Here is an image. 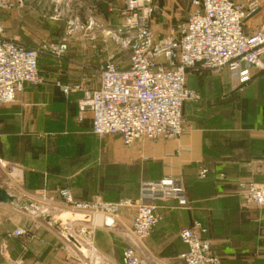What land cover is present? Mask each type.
Here are the masks:
<instances>
[{"label":"crops","instance_id":"1","mask_svg":"<svg viewBox=\"0 0 264 264\" xmlns=\"http://www.w3.org/2000/svg\"><path fill=\"white\" fill-rule=\"evenodd\" d=\"M261 4L264 7V0ZM107 5L108 13H115L116 7ZM18 21L24 30L26 21ZM93 53L87 48L80 55L69 54L62 63L44 66L40 71L43 85H25L16 103L0 107V185L16 197L44 193L48 203L59 208L58 192L64 187L80 201L114 203L138 199L142 182L179 180L189 208L173 202L158 204L162 219L138 247L144 263L185 264L181 256L188 248L179 234L198 221L207 228L212 251L221 256V264H264V208H247L237 192L241 180L264 182V76L252 71V79L242 84L228 68L219 75L191 74L187 87L200 94V100L183 107V135L126 147L119 138L94 136L89 112L78 121L85 92L100 84L99 67L105 54ZM57 83L81 84L83 91L66 96ZM3 165L20 169L19 184L10 182ZM202 168L209 169L204 180L198 177ZM4 206L16 210L15 205ZM134 213L123 210L110 227L104 224L107 218L99 216L91 224L69 228L80 243L79 230L93 231L86 246L95 250L94 254L89 250L95 264H123L122 251L130 244ZM31 221L34 239L25 253L23 239H11L3 246V235L20 226L9 227L0 212V264L77 262L74 256L79 251L72 244L41 218Z\"/></svg>","mask_w":264,"mask_h":264},{"label":"built area","instance_id":"2","mask_svg":"<svg viewBox=\"0 0 264 264\" xmlns=\"http://www.w3.org/2000/svg\"><path fill=\"white\" fill-rule=\"evenodd\" d=\"M190 4L191 12L185 24L159 39L152 28L158 10L154 0H124L119 10L123 25L119 38L129 52L128 67L120 68L109 59L99 69V87L85 92V98L79 103L78 121L82 122L89 112L94 136L117 137L126 147L138 141L177 140L185 131L184 105L199 98L195 90L187 87L190 72L218 75L228 68L242 84L252 79V71L264 76V26L253 34L244 29L247 17L264 9L261 0L246 3L191 0ZM87 27L98 25L90 20ZM3 33L0 27V106H8L17 102L25 85L44 83L39 71L41 54L62 59L67 44H47L45 50L35 51L5 39ZM109 35L108 32L106 36ZM91 40L95 41L96 36H91ZM57 87L66 96L83 91L81 84L57 83ZM3 167L10 182L19 184L20 169ZM208 174L209 169L202 168L198 177L204 180ZM237 192L247 208H264V182L241 180L237 183ZM36 195L45 196L41 192ZM58 196L70 211L92 218L113 219L123 210H134L130 244L122 251L123 264H146L139 256L138 247L162 219L157 214L159 203L173 202L179 208H189L183 183L171 178L142 184L137 201H80L67 187L60 189ZM207 234V228L198 221L180 232V240L188 248L181 256L185 264L221 263L220 256L212 251ZM10 237L24 240L25 253L34 239L26 228H17Z\"/></svg>","mask_w":264,"mask_h":264},{"label":"rangeland","instance_id":"3","mask_svg":"<svg viewBox=\"0 0 264 264\" xmlns=\"http://www.w3.org/2000/svg\"><path fill=\"white\" fill-rule=\"evenodd\" d=\"M239 1L241 2L242 0ZM247 1L248 0H244L243 3H246ZM85 3L86 1L83 0H71L68 2L69 6H67L68 4H66L65 0H0V17H5L8 21V23L5 24L4 20L0 18V27L4 32L3 37L5 39L15 40L23 47L35 51L45 50L44 47L47 44H60L61 42H65L67 44V52L62 59H53L46 54H41L40 58L43 59L40 61L39 71H41V68L44 66L53 65L54 62L57 64L62 63L71 53L80 55L84 53L87 48L90 49L91 54H94L93 52L96 54H99V52L105 54V57L103 56L104 62L101 65H104L109 59H111V62L118 64L120 68H127L129 64V52L123 48L119 38V31L123 32V25L120 16H118L119 10L123 7L122 0H89L86 5ZM108 3H112L113 6L116 7L114 8L115 13H108ZM190 3L191 0H154V5L158 10L154 16L152 28L154 27L153 30L156 33L157 38H165L172 30L175 31L181 25L185 24L191 12ZM21 18L26 21L24 30H20L18 26V20ZM93 19H99L102 21V24L95 22ZM90 20L95 22L98 27L88 29L87 26ZM263 26L264 9H259L256 15L245 22L244 29L247 33L253 34L260 31ZM108 32L110 35L106 36ZM94 35L96 36V40L92 41L91 36ZM85 41H87V45ZM107 54L112 58H108ZM44 59L50 60V62L45 61ZM191 74L206 75L210 73L196 71L190 72L187 79L191 77ZM43 80L45 83L44 78ZM187 84L189 85L188 80ZM199 95L200 94H198V96ZM199 100L200 96L195 102H198ZM183 124L185 126L184 115ZM108 138L117 139V137H107V139ZM144 183L149 182H142V184ZM17 199L21 203L20 208H22V211H20L17 206L15 207L16 210L5 207L4 205L0 206V212L3 215V218L7 220L9 227L17 225L20 226L19 228H26L32 232L30 227L32 224L31 219L37 217L41 218L42 214L50 217H58L61 214L67 213L78 214L67 209L62 204L61 200V207L59 208L49 204L47 196H38L35 194L30 196H20L17 197ZM139 199L140 197L134 201ZM27 201L32 202L33 206L28 207L26 205ZM93 228L95 227L93 226ZM12 232L3 235L2 241H5V243L3 244V242L0 241V245L3 244V246H6L11 239H16L10 237ZM82 239V246L88 251L92 250L94 254L95 250L91 249L92 246H86L90 244L89 242L91 241H86L84 238ZM0 250L2 252L3 248L1 247ZM74 257L77 262H74L73 260L75 259L72 258V264H85L89 262L88 260L85 261L80 252H77V256ZM0 263H2L1 259Z\"/></svg>","mask_w":264,"mask_h":264},{"label":"water","instance_id":"4","mask_svg":"<svg viewBox=\"0 0 264 264\" xmlns=\"http://www.w3.org/2000/svg\"><path fill=\"white\" fill-rule=\"evenodd\" d=\"M259 10L250 14L246 21L251 19L254 15L258 13ZM0 205H15L20 207L21 203L18 201L15 195H12L5 188L0 185ZM28 207H32L33 203L30 201L26 202ZM41 219L45 221L55 232H57L60 236H62L68 243L72 244L82 255L87 257L89 262H93L95 264L96 258L90 251L86 250L82 244L76 239L75 236L70 231L69 227H74L76 224H91L93 218L88 215L82 214H61L58 217H50L48 215H43ZM106 226H112L113 220L107 218L104 222ZM95 226V225H94ZM77 235H80L86 241H91L92 232L90 230L81 229L77 232Z\"/></svg>","mask_w":264,"mask_h":264},{"label":"trees","instance_id":"5","mask_svg":"<svg viewBox=\"0 0 264 264\" xmlns=\"http://www.w3.org/2000/svg\"><path fill=\"white\" fill-rule=\"evenodd\" d=\"M223 175V174H222ZM220 177H221V175H220ZM226 178V177H225ZM225 178H222V179H225Z\"/></svg>","mask_w":264,"mask_h":264}]
</instances>
